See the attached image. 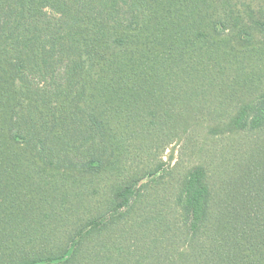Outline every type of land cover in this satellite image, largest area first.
<instances>
[{"label": "trees", "instance_id": "1", "mask_svg": "<svg viewBox=\"0 0 264 264\" xmlns=\"http://www.w3.org/2000/svg\"><path fill=\"white\" fill-rule=\"evenodd\" d=\"M0 264H264V0H0Z\"/></svg>", "mask_w": 264, "mask_h": 264}, {"label": "rangeland", "instance_id": "2", "mask_svg": "<svg viewBox=\"0 0 264 264\" xmlns=\"http://www.w3.org/2000/svg\"><path fill=\"white\" fill-rule=\"evenodd\" d=\"M204 134V129H198L192 140L182 138L165 149L159 157L163 161V168L178 177L194 163L207 159L208 156L220 160L222 157L231 159L244 153L241 150L245 145H242L243 138L239 135L207 138L203 142Z\"/></svg>", "mask_w": 264, "mask_h": 264}]
</instances>
